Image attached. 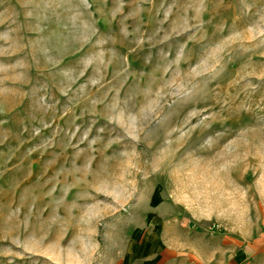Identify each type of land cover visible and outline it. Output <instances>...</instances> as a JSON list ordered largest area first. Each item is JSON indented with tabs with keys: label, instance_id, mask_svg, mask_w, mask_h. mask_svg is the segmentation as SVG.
I'll list each match as a JSON object with an SVG mask.
<instances>
[{
	"label": "rangeland",
	"instance_id": "obj_1",
	"mask_svg": "<svg viewBox=\"0 0 264 264\" xmlns=\"http://www.w3.org/2000/svg\"><path fill=\"white\" fill-rule=\"evenodd\" d=\"M0 264H264V0H0Z\"/></svg>",
	"mask_w": 264,
	"mask_h": 264
}]
</instances>
